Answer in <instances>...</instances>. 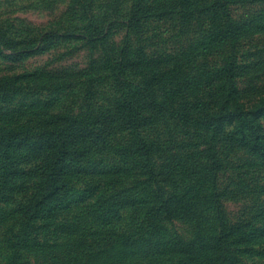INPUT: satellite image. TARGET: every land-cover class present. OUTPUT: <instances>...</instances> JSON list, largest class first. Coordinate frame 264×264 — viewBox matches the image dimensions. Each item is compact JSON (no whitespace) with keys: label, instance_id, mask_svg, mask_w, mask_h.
Here are the masks:
<instances>
[{"label":"rangeland","instance_id":"374dc122","mask_svg":"<svg viewBox=\"0 0 264 264\" xmlns=\"http://www.w3.org/2000/svg\"><path fill=\"white\" fill-rule=\"evenodd\" d=\"M2 140L0 264H264V0H0Z\"/></svg>","mask_w":264,"mask_h":264},{"label":"trees","instance_id":"16d2710c","mask_svg":"<svg viewBox=\"0 0 264 264\" xmlns=\"http://www.w3.org/2000/svg\"><path fill=\"white\" fill-rule=\"evenodd\" d=\"M190 62V57H187L185 60V63ZM188 65L186 64L184 67L181 66L180 71H176V76L173 77V80L176 78L181 80V77L187 78L188 76ZM232 71V70H231ZM177 82V80H176ZM234 122V121H233ZM6 144L3 140L0 141V145ZM5 159H11V154L6 153L4 154ZM62 159V158H61ZM61 161V160H60ZM1 163V159H0ZM60 163V162H59ZM47 178V177H45ZM66 187L65 182H61L60 180L56 179V177L51 173L49 177L47 178V182H45V185L43 187L42 193H40V196L36 199V206L34 208H38V206L45 201L53 198L60 190L64 189ZM194 251V245L191 243L187 244L184 241H179L177 243L176 247V253L182 254L183 256L189 255Z\"/></svg>","mask_w":264,"mask_h":264}]
</instances>
